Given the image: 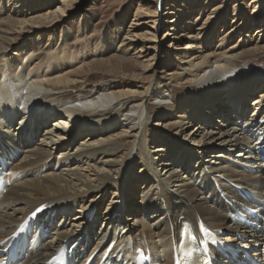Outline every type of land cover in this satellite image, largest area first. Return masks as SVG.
<instances>
[{
	"label": "bare ground",
	"instance_id": "6f19581e",
	"mask_svg": "<svg viewBox=\"0 0 264 264\" xmlns=\"http://www.w3.org/2000/svg\"><path fill=\"white\" fill-rule=\"evenodd\" d=\"M79 1L61 0L54 10L33 9L31 15L19 9L16 11L19 16L10 15L0 20V88H3L0 94L14 98V103L0 104V156L5 168L13 165L21 153L23 156L8 169L10 179L16 176V180L10 181L0 195L1 252L31 218L27 231L32 239L37 237L38 229L42 235L50 236L42 245L29 248L21 264H48L64 247L70 249V259L80 261L79 264H139L141 250L149 257V264H176L186 242L192 237L197 242L203 240L204 231L200 227L203 223L205 228L225 234L232 243L240 238L246 240L254 255L263 250L257 258V262L263 264L264 89L257 92V98L250 99L264 87L263 78L235 79L229 63L223 70L216 59L217 52L205 49L202 42L197 43L201 32H190L187 35L190 41L181 46L179 36L171 31H179L184 20L174 16L167 22L166 36H175L170 48L181 59L190 57L186 50L191 47L200 53L189 62L190 67L180 73L178 79L189 83V89L179 97L176 106L167 104L164 94L174 83L160 76L151 79L136 96L122 92L124 88L114 89L117 84L113 80L110 84L88 88V82L99 74L97 70L125 77V71L135 64L132 57L122 55L109 59L95 56L74 65L78 57L63 52L51 64L54 68L62 63L73 65L65 74L52 76L51 68L46 65L36 67L32 74L40 80L45 93L41 86L26 79L30 73L13 77L23 63V54L17 58L12 52L29 50V45L23 47L29 41L28 35L41 37L39 32L44 27L53 28L63 23ZM165 2L167 0L140 1L135 14L140 18L148 16L151 18L148 22L157 26L163 15L176 14L169 8L166 14L160 13ZM223 7L219 5L215 10ZM185 24L192 23L186 20ZM206 24L208 22L198 29L205 30ZM139 28L141 24L133 23L121 46L126 41L136 46L142 37L137 34ZM118 29L121 31L120 27ZM257 31L259 35L263 30ZM64 35L67 36L60 46L72 45L71 30H66ZM105 38L107 41V36ZM115 39L113 37L112 41ZM236 47L230 48L232 58L247 53L239 52ZM259 49L255 46L250 51ZM146 52L139 47L140 55L135 62L148 71L152 69V59L145 60L147 62L140 59L142 53L146 57ZM8 62L10 67L5 65ZM154 75L157 76V72ZM201 79L207 82L201 83ZM30 96H36L38 101H29ZM152 100L157 101L159 109L155 126L167 131L171 125L174 127L185 119V127L174 134L177 136L187 130L186 135L192 137L198 151L188 144H180V148L173 141L170 150L164 145L150 146L155 143L151 144L143 128L152 124L148 110ZM231 100L235 102L232 106ZM21 104L24 106L20 107ZM124 109H127L126 114L122 112ZM250 109L253 114L247 115ZM168 116L174 117V122L165 124ZM77 118L82 120L75 125ZM65 125H72L69 127L72 130H67ZM115 130L120 132L115 133ZM166 140L170 142L169 137L162 139ZM187 149L191 150L189 157H192L185 163ZM195 155L199 156L193 160ZM135 157H139L137 172ZM61 162L64 165L56 172L46 171ZM111 181L116 184H110ZM109 196L111 200L106 205ZM141 208L144 211L139 213ZM248 208L256 212L249 222L232 221V215L237 212L248 215ZM101 220L105 225L99 227ZM184 224L189 227L185 228ZM238 243L229 244L233 248L229 258L225 259L214 248L209 255L215 264H237ZM259 244L263 248H257ZM6 259V255L1 256V260Z\"/></svg>",
	"mask_w": 264,
	"mask_h": 264
},
{
	"label": "rangeland",
	"instance_id": "374dc122",
	"mask_svg": "<svg viewBox=\"0 0 264 264\" xmlns=\"http://www.w3.org/2000/svg\"><path fill=\"white\" fill-rule=\"evenodd\" d=\"M2 1L3 0H0V6H2V10L0 11V20L10 15L19 16V14H16V11L19 9L28 11L29 14L25 15H31L30 12L32 13L34 11L33 9H40L41 11H46L49 9L54 10L60 5L61 0H4V4ZM140 1L148 2L151 0H81L79 1L81 3H75L73 5L74 9L69 11L67 16L64 17L65 20L63 23L58 22L60 24H55V27L53 28L44 27L43 30H40L39 32L42 34L41 37H38L37 34H30L27 36L26 39L29 41L26 42L23 47H27V45H29V50L19 51V53L18 51L12 52L17 58H20V55L23 54V63L19 64V69L17 72H15L16 75L13 74V77L18 76V74L24 76L30 73L26 79L30 78L32 81H34L37 87L38 85L39 87L41 86L40 88L42 89V92L45 93L46 90L42 86L40 80L36 79L34 77L35 75L32 76V74L35 72L34 70L36 67L39 66L40 68L41 66L45 65L51 68L53 73L52 76H60L65 74V72H67V70L73 65L70 66L62 63L61 66L59 65L60 67L54 68L55 66L51 64L53 59L63 52L71 53L72 56L78 57L77 60L74 61V65L76 63L81 64L90 61L95 56L97 59H109L114 55H122L127 58L132 57V62L135 64L133 66L131 64L129 69L125 71V77L118 78V75L109 74L103 70H97L99 74L95 79L92 78L88 82V88H93L94 86L100 87L102 83L110 84V81L113 80L116 81L117 84L115 85L116 87L114 89L124 88L122 92H127L132 96H136L137 94L143 92L145 85H147L151 79L160 76L164 77L166 82L174 83L171 90L164 91V94L168 98L166 103L170 104L171 106H176L179 97L185 94V90L189 89L187 87L189 86V83L184 84L185 80L178 79L180 78V73L184 72L185 69H188L190 67L189 62L193 60L195 56L200 54L196 52L198 50H196L195 47H191L186 50L190 57L187 59H181L177 57L175 53L176 51H174L173 48H170L173 47L170 43L173 40L172 38L175 36H166V31L169 30V24L167 22L168 20L176 17L182 18L184 20L182 24L183 26L179 31L177 30V32L171 31V34L176 33V36H179L178 39L181 41V46H185V43L190 41L187 36L190 34V32H201L200 40L197 41V43L200 44L202 42L201 46H205V49L215 50V52H217L218 56L216 59L219 61L218 63L223 70H226L224 66L229 63L228 68H230L231 74L234 72L233 74L236 75L234 76V78L236 77L235 79H238L242 76L247 78L261 76L263 78L262 80H264V0H167V2H165L161 7L160 13L162 15L166 14L168 12L167 8H169V11L170 9L175 10L176 14L173 13L170 15H163L161 20L157 21V26H154V23L148 22L151 19L148 16H144L142 18L136 16V8L138 6V2ZM242 2L243 4L241 5ZM237 4L238 6H236ZM4 5L7 7H4ZM219 5H223L224 7L222 9L215 10V8ZM150 10L153 11V8L151 7ZM186 20H189L192 24H185ZM207 22L208 24H206L207 26H205V30H199L200 28L204 27L205 23ZM133 23L141 24V28L137 30L138 32L136 31L137 34L142 35V37L139 38L140 42L136 46H131L128 44L129 42L126 41L121 46L124 37H126L125 34L129 31V28ZM118 27L121 28V31H119ZM257 29L263 30L262 33L257 35ZM66 30H71V35L69 38L72 40L73 44H69L68 46L64 47L60 45L63 38L67 36L64 35ZM32 35L33 37H31ZM106 36L107 41L105 40ZM113 37H116L114 41H112ZM26 39H23V41ZM110 41H112V44H109ZM234 45L237 46L235 49H238L239 52L247 53L239 56L238 58H232L230 55V51L232 50L230 48ZM255 46L259 47L260 49L256 51L253 50L251 52L250 50ZM139 47H142L145 51H148L146 52V57H143L145 56V53H142L140 59L141 61L147 62L145 60H149L151 58V70L146 71L142 64L137 61L135 62V58L140 55L137 53ZM227 54H229V56ZM230 56L232 59H226V57ZM82 59L83 62H81ZM5 65L10 67V62ZM155 72H157V76L154 75ZM169 73L174 74L167 75ZM164 74L167 76H164ZM186 74H190V72H186ZM200 81L201 83L207 82L203 79ZM262 86H264V84ZM263 89L264 87L257 90L256 94L251 96L250 99L257 98V92H260ZM41 97V95L38 96V99ZM28 98L29 101H38L36 96H30ZM37 101L35 102L37 103ZM36 103L33 104L35 105ZM229 103L231 106L235 104V102L232 100ZM148 105L149 120H152L150 122L152 124H148L146 127H144L143 133H147V138L152 140L151 144L155 143V145H150L151 147L156 145H164V147H167V150H170V145L173 141L176 145H179V147L180 144H188L190 148L198 151L197 147L192 144V137L186 135L187 130H183L184 132L177 134V136L174 134V132H180V129L182 130L185 127V119L181 124L174 125V127L171 125V128L165 131V129L155 126V123L157 122L155 121V115L159 110L157 108V101L152 100ZM122 112L123 114H126L127 109L122 110ZM251 114H253L252 109L247 112V115ZM79 119L80 118H77V120L75 119V125H77L82 120ZM88 121L89 123L91 122V120ZM166 122H174V117H166L164 123L167 124ZM71 126L65 125V128L68 130ZM154 131L157 132V134H153L152 132ZM114 132L119 133L120 130H115ZM85 135L86 133L80 138L84 137ZM168 137L170 139L169 143L167 142L168 140H166V142L162 141V139L164 140ZM197 138L201 139L200 137ZM80 140L81 139L77 140V143ZM177 141L179 144H177ZM175 144L172 146L173 149L176 146ZM248 145H251L250 141ZM180 148L178 150H180ZM21 149L23 150L24 148L21 146ZM184 153L185 151L183 150L182 159H184ZM21 154L17 158V161L14 162L12 167H14V165L22 159L23 156H21ZM191 154V150L187 149L185 163H188V160L192 157H189ZM198 156L199 155H195L193 160H196ZM208 158L210 161V157ZM134 160L137 167L135 171L137 172L140 167L137 164V162H139V157H135ZM63 165L64 164L61 162L54 167L47 168L46 171L49 173L56 172L58 168L63 167ZM161 169L162 170L160 172L163 171V168ZM174 178L175 176L173 175L171 179L173 180ZM15 180L16 176L11 178L12 182H15ZM110 184H116V182L111 181ZM110 200L111 196L105 200V204L108 205ZM259 200L262 199L259 198ZM139 211V213H141L144 211V209L141 208ZM150 220V223L153 222L154 217ZM70 222L72 221H69V223ZM66 225L68 226L69 224ZM103 225H105V223H103L101 220L98 226L100 227ZM47 235L48 237H46V239L49 238L50 234ZM233 242L238 243L237 240H233ZM239 244L240 243H238L237 246ZM245 244H248V246L251 245L249 242H245Z\"/></svg>",
	"mask_w": 264,
	"mask_h": 264
},
{
	"label": "snow or ice",
	"instance_id": "6c2138e0",
	"mask_svg": "<svg viewBox=\"0 0 264 264\" xmlns=\"http://www.w3.org/2000/svg\"><path fill=\"white\" fill-rule=\"evenodd\" d=\"M21 83H22V81H21ZM9 94H11V93H9ZM16 95H19V93H16ZM23 106H24L23 104L20 105V107H23ZM35 215H36V213L34 212V213H33V216H35ZM184 227H185V228H188L189 226H188L187 224H184ZM200 227H201V229L204 231L206 237H210V238H213V239L215 238V237H214V234H213L212 232H210L208 229H206V228L204 227L203 223H201ZM192 239H195V237H192ZM0 243H3V241H0ZM201 243H202V244H205V249H204V251L206 252V251H207L206 240H205V241H201ZM138 259H140V260L143 261V260H148L149 257L146 256V255L143 253V251L141 250V254H140V256L138 257ZM0 264H3V262H0ZM176 264H181V262H180L179 260H177V261H176ZM204 264H211V258H209L208 261H205Z\"/></svg>",
	"mask_w": 264,
	"mask_h": 264
},
{
	"label": "clouds",
	"instance_id": "9594fccd",
	"mask_svg": "<svg viewBox=\"0 0 264 264\" xmlns=\"http://www.w3.org/2000/svg\"><path fill=\"white\" fill-rule=\"evenodd\" d=\"M5 102L10 103V104L14 103V98L8 96L7 94H0V104L5 103Z\"/></svg>",
	"mask_w": 264,
	"mask_h": 264
}]
</instances>
